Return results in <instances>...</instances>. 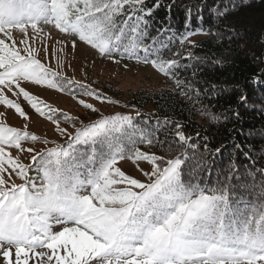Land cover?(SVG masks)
Masks as SVG:
<instances>
[{"label": "snow or ice", "instance_id": "1", "mask_svg": "<svg viewBox=\"0 0 264 264\" xmlns=\"http://www.w3.org/2000/svg\"><path fill=\"white\" fill-rule=\"evenodd\" d=\"M173 3L164 5L169 13ZM161 6V0L152 6L146 0H0V105L29 119L7 93L22 95L66 140L43 151L25 149L24 142L49 141L0 121V256L6 264H264V179L255 182L254 168L245 169L244 176L252 181L248 183L230 161L215 182L208 183L201 173L211 176L209 161L203 153L198 159L189 156L188 150L199 146L179 130L180 125L176 139L165 147L130 116L101 113L99 119L79 121L76 127V118L60 113L72 123L71 132L60 127L58 109L21 86L23 81L71 93L78 83L42 63L27 39L19 41L24 45L20 48L12 36L13 30L27 37L29 27L40 33V25H52L72 37L73 49L79 41L102 57L118 55L150 64L174 81L180 95L197 102L200 90L193 81L181 79L178 70L193 68L195 76V65L181 60L199 58L191 52L184 56L176 48L177 44L195 46L191 37L198 32L190 29L194 9H185L182 34L160 27L153 35L150 18ZM199 10L197 5L195 11ZM212 11L220 18L228 9ZM197 19L202 20V15ZM81 95L105 102L87 87L82 86ZM247 99L241 94L242 104ZM79 103L99 112L84 100ZM235 115L239 117V112ZM138 144L158 145L165 155L142 151ZM176 145L180 154L166 158ZM234 147L243 152L247 146ZM11 149L32 153L31 166L14 157ZM204 149L211 152L207 144ZM192 159L195 166L185 167ZM121 160L131 161L146 182L118 167ZM140 162L151 165L150 171L140 168ZM30 171L37 176H30ZM259 172L264 177V167ZM13 175L23 183L16 184ZM56 226L61 230L55 231Z\"/></svg>", "mask_w": 264, "mask_h": 264}, {"label": "trees", "instance_id": "2", "mask_svg": "<svg viewBox=\"0 0 264 264\" xmlns=\"http://www.w3.org/2000/svg\"><path fill=\"white\" fill-rule=\"evenodd\" d=\"M154 2L146 0V5L152 6ZM161 3L162 6L154 9L150 18L153 35L160 27L171 28L177 35L182 34L185 31V9L189 6L194 9L190 29L198 32L191 37L195 46L181 47L177 44L176 48L184 56L191 52L199 58L191 62L181 60L182 64L195 65V76L192 74L193 68L178 70L181 79L193 81L200 90L199 100L194 102L188 96L180 95L174 81L163 74L157 86L140 87L127 94L110 84L104 89H111L110 99L122 106L118 108L119 115L127 112L137 126L154 133L165 143V147L168 141L176 139V126L180 125L179 130L191 138L192 144L199 146L188 150L189 156L198 159L199 153H203L213 170L211 176L206 171L202 172L201 179L214 183L217 173L226 170L231 161L248 183L252 181L244 176L245 169L254 168L255 182L258 184L264 179L259 172L264 167V0H174L170 13L164 5L172 3V0H161ZM197 5L200 6L199 12L195 11ZM220 8H227L228 12L224 17L217 18L212 10ZM200 15L202 20L197 19ZM201 30L211 34H199ZM114 57L137 63L118 55ZM82 86L104 97L102 89L87 84L75 83L72 92L65 93L76 98L96 99L81 95ZM241 94L248 97L243 104L240 102ZM122 96L124 103H121ZM201 109L217 116L218 120L213 121L201 114ZM237 111L239 117L235 115ZM60 113L64 112L56 113L60 123L72 127V123L65 122ZM89 115V118L68 116L76 118V127H79V121L90 123L97 120L99 112H90ZM114 115L117 113L110 116ZM51 143L49 141L48 144ZM236 143L247 147L241 152L234 147ZM205 144L211 152L205 151ZM137 146L142 151L165 155V150L158 145ZM216 148H220L219 153L215 152ZM179 154L180 148L176 145L171 156L166 158ZM195 159L186 162L185 167L187 163L195 166ZM251 198L254 199V196Z\"/></svg>", "mask_w": 264, "mask_h": 264}, {"label": "rangeland", "instance_id": "3", "mask_svg": "<svg viewBox=\"0 0 264 264\" xmlns=\"http://www.w3.org/2000/svg\"><path fill=\"white\" fill-rule=\"evenodd\" d=\"M39 27L43 29L40 33H34L29 27L27 37L18 30H13L12 36L13 39L17 41V46L23 48L24 45L20 44L19 41L21 39H27L29 45L38 52L37 58L42 63L58 71L64 78L78 82L77 84H87L94 88L99 87L104 93V97H101L105 98V102L102 103L101 100L98 99L71 97L65 92L31 84L29 82H21V86L24 87L26 91L38 97L45 104L58 109L59 112L77 117L89 118L90 112L79 103L80 100H84L86 103H90L95 108L99 109L98 119L101 113L104 116H110L113 113L118 114L120 111L118 108L122 106L116 103H107V100H111V89H104L106 86L107 88L109 87L108 84L116 86L119 90H122L124 94H127L130 90H137L140 87L157 86L161 81V73L150 64L124 61L116 57H102L96 50L79 41H77V46L73 49L71 46L72 37L60 33L52 25H40ZM0 38H3L2 34H0ZM8 42L11 43V41ZM5 91L7 93V90ZM7 95L14 102L21 105L29 119H23L14 109H9L5 105H0V121H3L8 126L18 128L21 131H28L37 137L52 142L51 144H28L24 142L22 144L23 148L27 149L32 147L36 151H43L55 147L56 144L66 142L65 137L61 136L59 132L56 131V126L51 121L39 116L22 95H13L12 93H7ZM123 98L124 96H122L121 103H124ZM123 115L128 116V113L124 112ZM60 127L67 128L69 131L74 132V128L63 123H60ZM10 151L14 157L18 156L23 164L31 166L32 153H28L27 151L19 152L16 149H11ZM117 166L127 174H131L146 182V178L131 161L121 160L118 162ZM139 167L144 171H150L151 169V165L144 162H140ZM29 175L36 177L37 173L35 171H30ZM5 178H8L7 174ZM12 180H14L16 184L23 183V181L15 175L12 176ZM54 230L59 231L61 228L60 226H56ZM0 264H6L2 256H0ZM30 264H32L31 261Z\"/></svg>", "mask_w": 264, "mask_h": 264}]
</instances>
